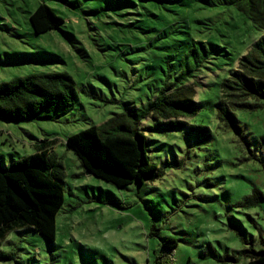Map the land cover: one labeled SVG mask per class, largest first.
<instances>
[{"label": "rangeland", "instance_id": "1", "mask_svg": "<svg viewBox=\"0 0 264 264\" xmlns=\"http://www.w3.org/2000/svg\"><path fill=\"white\" fill-rule=\"evenodd\" d=\"M42 1L64 22L37 35L29 18ZM262 35L224 0H0V83L66 72L78 93L57 121L0 120V168L47 140L65 173L55 240L14 230L0 245V264H226L217 259L264 248V109L234 112L246 145L219 125L216 107L221 81ZM199 42L209 57L187 77L199 108L188 123L207 126L209 136L146 131L159 176L141 185L116 188L88 175L66 138L155 97L192 68L191 49L203 57ZM254 190L262 197L244 205ZM168 237L177 240L171 252Z\"/></svg>", "mask_w": 264, "mask_h": 264}, {"label": "trees", "instance_id": "2", "mask_svg": "<svg viewBox=\"0 0 264 264\" xmlns=\"http://www.w3.org/2000/svg\"><path fill=\"white\" fill-rule=\"evenodd\" d=\"M235 7L263 35L238 59L236 68L219 85L216 103L219 125L243 136L234 114L237 110L264 109V0H224ZM29 22L37 35L59 29L63 19L42 1L30 15ZM198 59V48L191 49L194 65L165 84L158 94L141 105L117 113L101 125H91L66 138V147L74 153L84 171L101 181L124 188L158 178V167L148 156L146 131L161 128H188L209 136L202 124L189 125L198 113L196 82L187 77L199 70L209 57ZM78 100L76 84L66 72L34 73L0 83V120L9 122L57 121L70 112ZM147 121V122H146ZM152 124V126H149ZM35 153L0 168V245L6 236L31 228L46 241H54L55 219L64 203V168L52 152V141H40ZM262 197L258 190L247 196L244 205L254 206ZM245 243V242H243ZM177 240L168 237L163 247L170 252ZM9 258L7 254H1ZM247 258L248 264H264V248L245 247L219 257L226 264Z\"/></svg>", "mask_w": 264, "mask_h": 264}]
</instances>
